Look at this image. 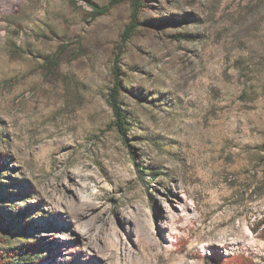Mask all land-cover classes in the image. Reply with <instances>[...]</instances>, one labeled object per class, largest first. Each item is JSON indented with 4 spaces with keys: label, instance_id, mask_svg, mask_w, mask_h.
Returning <instances> with one entry per match:
<instances>
[{
    "label": "rangeland",
    "instance_id": "rangeland-1",
    "mask_svg": "<svg viewBox=\"0 0 264 264\" xmlns=\"http://www.w3.org/2000/svg\"><path fill=\"white\" fill-rule=\"evenodd\" d=\"M130 10L0 0V251L264 264V0H142L153 23L122 42ZM117 56L124 135L106 102Z\"/></svg>",
    "mask_w": 264,
    "mask_h": 264
},
{
    "label": "trees",
    "instance_id": "trees-1",
    "mask_svg": "<svg viewBox=\"0 0 264 264\" xmlns=\"http://www.w3.org/2000/svg\"><path fill=\"white\" fill-rule=\"evenodd\" d=\"M129 4L131 8L129 16L130 19L129 23L125 26L123 32L121 33L122 42H125L130 37L132 32L140 23H153L152 20H145L143 22H140L138 20V15L142 7V0H129ZM92 7L93 14L97 15L104 14L108 9V6L93 5ZM118 59L119 58L117 56L114 64L112 65V82L107 89L106 102L111 109L112 123L115 130L119 134L124 135L126 133V129L128 128L129 121L122 101V91L125 89V87L123 85ZM2 219L6 218H0V228H2L4 225L5 228H8V222L2 221ZM28 251L29 250L25 247L11 248L7 251H0V264H31V262L29 261ZM211 254L213 259H216L217 264H240V262L242 264H256L252 260H247V258L243 255H237L233 258L229 257L227 259H224L222 258L221 254L217 252H213ZM234 260H236L237 262L234 263Z\"/></svg>",
    "mask_w": 264,
    "mask_h": 264
}]
</instances>
